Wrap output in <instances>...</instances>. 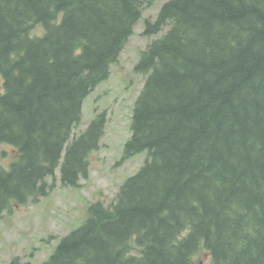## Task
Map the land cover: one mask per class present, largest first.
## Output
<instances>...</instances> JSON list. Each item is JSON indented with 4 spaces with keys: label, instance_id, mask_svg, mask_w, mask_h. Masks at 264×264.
<instances>
[{
    "label": "trees",
    "instance_id": "trees-1",
    "mask_svg": "<svg viewBox=\"0 0 264 264\" xmlns=\"http://www.w3.org/2000/svg\"><path fill=\"white\" fill-rule=\"evenodd\" d=\"M156 0H0V215L79 187L106 127L73 131ZM42 25L41 35H33ZM135 71L146 83L123 159L146 152L115 202L88 207L43 264H264V0H170ZM140 251L133 254L134 249Z\"/></svg>",
    "mask_w": 264,
    "mask_h": 264
},
{
    "label": "rangeland",
    "instance_id": "rangeland-1",
    "mask_svg": "<svg viewBox=\"0 0 264 264\" xmlns=\"http://www.w3.org/2000/svg\"><path fill=\"white\" fill-rule=\"evenodd\" d=\"M170 0H156L146 7L142 19L136 24L118 61L111 66L109 78L102 82L85 100L82 119L73 131V139L90 126L97 115L104 114L106 127L98 149L88 157V177L81 178L79 187H63L60 168L55 189L38 202L13 204L0 215V264H43L56 249L61 239L79 228L88 215L91 203L101 201L112 205L125 180L135 175L144 165L147 153L124 160L125 145L130 140L135 103L146 83V76L137 73L142 52L163 34L145 36V20L155 21L161 7ZM42 25L36 26L33 35H41ZM4 93L0 77V94ZM18 156L17 150L0 143V164L6 168ZM139 254L138 249L132 251ZM194 264H211L210 253L201 247L193 258Z\"/></svg>",
    "mask_w": 264,
    "mask_h": 264
},
{
    "label": "bare ground",
    "instance_id": "bare-ground-1",
    "mask_svg": "<svg viewBox=\"0 0 264 264\" xmlns=\"http://www.w3.org/2000/svg\"><path fill=\"white\" fill-rule=\"evenodd\" d=\"M148 156V155H147Z\"/></svg>",
    "mask_w": 264,
    "mask_h": 264
}]
</instances>
